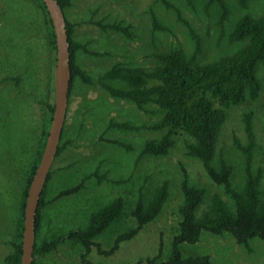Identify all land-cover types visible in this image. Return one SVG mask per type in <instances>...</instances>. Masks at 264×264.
I'll return each mask as SVG.
<instances>
[{
  "label": "rangeland",
  "instance_id": "rangeland-1",
  "mask_svg": "<svg viewBox=\"0 0 264 264\" xmlns=\"http://www.w3.org/2000/svg\"><path fill=\"white\" fill-rule=\"evenodd\" d=\"M206 1L70 0L64 7L78 72L69 91L61 150L42 195L37 247L71 229L85 228L90 214L114 198L134 200L138 191L147 196L163 181L168 182V196L158 215L111 254L101 252L110 248L113 235L96 239L87 256L90 261L131 264L147 257L165 259L179 232L184 178L204 189L197 215L208 208L214 194L234 210L233 200L189 154L192 138L179 128L160 125L162 107L155 102L138 107L112 96L100 82L115 65L150 71L161 65V55L174 51L194 55V64L209 63L242 45L229 38L242 14L264 15V0H248L246 9L238 0H224L229 14L220 24L217 6L207 8ZM154 19L162 28L154 26ZM198 41L200 51L194 54ZM52 59L38 2L0 0V264H6L5 257L13 250L24 189L38 155L46 105L51 102ZM257 77L258 96L246 95L226 108L217 141L216 157L222 155L234 164L235 181L241 180L248 114L256 143L253 167L264 169V60L258 64ZM165 134L172 144L164 154L142 153L147 141ZM247 245L229 233L202 232L197 243H183L181 249L184 257L207 255L218 264H264V242L253 238ZM82 251L79 242L64 237L53 249L37 253L33 264H82Z\"/></svg>",
  "mask_w": 264,
  "mask_h": 264
},
{
  "label": "trees",
  "instance_id": "trees-1",
  "mask_svg": "<svg viewBox=\"0 0 264 264\" xmlns=\"http://www.w3.org/2000/svg\"><path fill=\"white\" fill-rule=\"evenodd\" d=\"M36 1L45 18L54 65L55 38L51 20L43 1ZM69 1L58 0V3L64 9ZM238 3L243 9L248 7V0H238ZM214 4L219 12L218 22L222 24L228 17L229 9L224 0L206 1L207 8ZM154 26L162 28L155 19ZM66 29L70 43L71 87L78 69L73 62L76 44L71 39V27L67 19ZM116 29L124 30L121 27ZM229 38L231 42L242 45L233 53L209 63L194 64V55L187 57L184 52L174 51L161 55L159 57L161 65L153 70L147 71L119 64L108 69L100 78L102 87L114 97L134 102L138 107L148 102H155L162 107L165 113L160 125L167 124L179 128L192 138V143L187 145L189 154L202 162L210 179L220 185L234 203V210H230L220 196L214 194L208 208L197 215L196 210L204 197V189L189 185L187 178H184L181 185L183 202L180 208L179 232L172 238L169 255L163 260L147 257L131 264H218L212 262L207 255L183 256L181 244L197 243L202 232L214 235L229 233L237 243L247 247L248 241L253 238L264 242V190L262 191L264 169L253 167V150L256 143L249 114L244 119L247 144L242 147L241 180L234 179V164L222 155L216 157L217 141L226 119V108L241 103L246 95L253 99L259 94L257 67L264 60V15L242 14L234 23ZM199 51L198 41L194 54ZM50 78L51 102L46 105L41 143L24 189L22 211L26 190L39 162L50 124L53 108V73ZM171 144L169 134H165L159 140L147 141L142 153L164 154ZM60 150L58 146L56 155ZM48 177L49 173L46 181ZM43 191L36 214L35 237L39 227V209L43 204ZM167 196L168 182L163 181L147 196L138 191L134 200L123 196L116 197L92 212L85 228L71 229L65 235L45 242L40 247H37L35 239L33 256L53 249L64 237H67L82 245L83 251L79 255L82 264H95L87 256L91 246L97 245L96 239L113 235L110 248L101 252L106 255L113 253L122 242L132 239L145 224L158 215ZM21 230L22 212L16 241L12 243L13 250L5 257L6 264L20 263Z\"/></svg>",
  "mask_w": 264,
  "mask_h": 264
},
{
  "label": "water",
  "instance_id": "water-1",
  "mask_svg": "<svg viewBox=\"0 0 264 264\" xmlns=\"http://www.w3.org/2000/svg\"><path fill=\"white\" fill-rule=\"evenodd\" d=\"M51 20L55 38V62L53 67L52 113L39 162L26 190L22 211L21 257L19 264H33L35 221L38 203L47 175L55 160L67 113L70 89V43L66 19L58 0H42Z\"/></svg>",
  "mask_w": 264,
  "mask_h": 264
}]
</instances>
